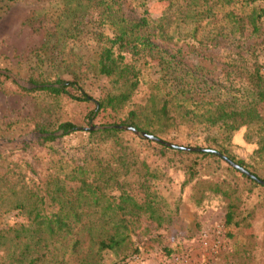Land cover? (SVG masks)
<instances>
[{
    "label": "trees",
    "instance_id": "obj_1",
    "mask_svg": "<svg viewBox=\"0 0 264 264\" xmlns=\"http://www.w3.org/2000/svg\"><path fill=\"white\" fill-rule=\"evenodd\" d=\"M147 1L145 10L133 16L124 0H55L60 10L54 30L35 51L39 62L46 52L53 71L34 68L26 85L12 80L18 95L43 96L44 120L35 124L41 136L34 142L16 151L0 150V264H104V253L132 244L135 218L145 215L158 227L171 221L154 190V182L162 179L154 167L157 160L178 159L185 184L199 177L206 160L222 161L215 153L181 151L121 127L170 144L168 137L183 128L210 132L206 142L211 145L197 148L216 150L247 169L229 148L233 135L246 128V139L257 137L256 152L264 153V8L258 6L264 0H158L165 9L158 19ZM87 35L96 45L95 56L77 64L65 52L67 43ZM175 40H191L205 49L231 43L236 52L208 69L171 47ZM147 67L157 77L145 100L135 104ZM83 69L104 81L99 99L85 90ZM64 101L91 106L85 123L103 113L117 122L91 130L84 129L87 124L61 121L54 115ZM79 132L88 134L85 142L57 148ZM208 189L231 195L218 184ZM13 212L23 222L5 225ZM236 212L231 203L228 226H240Z\"/></svg>",
    "mask_w": 264,
    "mask_h": 264
},
{
    "label": "rangeland",
    "instance_id": "obj_2",
    "mask_svg": "<svg viewBox=\"0 0 264 264\" xmlns=\"http://www.w3.org/2000/svg\"><path fill=\"white\" fill-rule=\"evenodd\" d=\"M148 1L153 4L152 17L158 19L165 9L158 4V0ZM124 2L130 15L137 16L145 10L142 7L144 0ZM258 6L264 8V2L258 3ZM59 10L60 7L55 0H17L14 3L0 0V72L12 77L7 79L0 76L2 141L11 144L30 136H34L32 142L37 139L34 128L36 122L44 120L43 96L18 95L12 80L26 85V78L36 71L34 68L41 67L47 74L53 71L46 52L42 51L40 57L43 61L39 62L35 51L44 44L48 32L54 30ZM186 30L187 26H183L182 33H187ZM229 44L215 49H205L191 40H175L170 46L182 49L192 63L212 69L220 67L215 64L219 57L225 61L236 52ZM70 49L74 52L71 53ZM95 50L96 45L87 35L77 42H68L65 52L77 64L84 65L94 58ZM156 77L155 71L150 67L145 69L142 85L135 94V104L145 100ZM64 78L69 79V76L64 75ZM80 78L85 90L95 99H99L104 84L102 78L85 70ZM90 108L91 106L86 104L64 101L63 107L54 116L61 121L87 124L84 129L117 122L114 116L103 113L97 119L85 123L84 117ZM129 109L131 107L126 109V112ZM262 112L264 114V108ZM246 134V128L236 132L229 148L237 161H243L248 170L264 179V153L256 152L259 149L258 138L254 137L248 141ZM135 136L139 137L136 134ZM209 136L210 132L195 133L183 128L170 135L168 139L177 146L197 148L210 146L211 143L206 142ZM87 137L88 134L79 132L64 138L57 148L77 146L85 142ZM16 146L17 148L0 145V150L16 151L26 145L23 147L18 143ZM209 162L212 163L211 166H207ZM179 166L178 159L173 163L157 160L154 165L162 175L161 180L154 182V190L162 198L164 211L172 218L171 221L163 227H158L145 215L135 218V227L131 233L132 244L119 251H107L103 255V263L264 264V188L251 184L241 172L229 169L230 165L223 159L220 162L206 160L199 177L189 184H185L187 176ZM210 184L223 186L224 191L231 194L230 197L211 192L208 189ZM66 187L69 189L70 185L66 184ZM248 188L252 191H248ZM231 203L236 205L235 222L240 226L226 224ZM4 221L7 226H15L23 222V218L17 212H13ZM135 249H138V254L134 253ZM1 253L2 250L0 256Z\"/></svg>",
    "mask_w": 264,
    "mask_h": 264
},
{
    "label": "water",
    "instance_id": "obj_3",
    "mask_svg": "<svg viewBox=\"0 0 264 264\" xmlns=\"http://www.w3.org/2000/svg\"><path fill=\"white\" fill-rule=\"evenodd\" d=\"M21 84H22V82H21ZM101 128H103V127H101V126H99V127L98 126L97 127L96 126H91L90 129L94 130V129H101ZM121 129H124L125 131L133 132L134 134H136L137 136H139V137H141L143 139H148V140H152V141H155V142H158V143H161V144H166V145H168L171 148H175V149H178V150H181V151L215 153V154L219 155L220 158H222L225 162H227L234 169L238 170L239 172H241L242 174L246 175L247 177L252 178L256 182L264 185V181L263 180H261L260 178L252 175L247 169L241 167L240 165H238L237 163L233 162L232 160H230L226 156H223L222 154L218 153L216 150L207 149V148H192V147L177 146V145H174V144L166 143L163 140H161V139H159V138H157L155 136L139 132V131L135 130L134 128H131V127H121ZM36 136L38 138L41 135L36 134ZM33 140H34V136H30L29 138H26V139H21V140L17 141L16 143H11V144L6 142V141L0 140V145L3 146V147H6V146L10 145L12 147L17 148L16 145L18 143H21L22 146L24 147L25 145L31 143Z\"/></svg>",
    "mask_w": 264,
    "mask_h": 264
}]
</instances>
